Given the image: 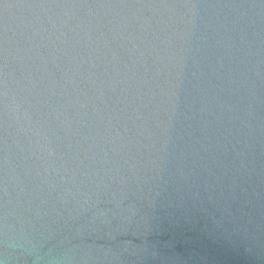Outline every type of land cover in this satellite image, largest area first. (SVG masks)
<instances>
[{
	"label": "water",
	"instance_id": "water-1",
	"mask_svg": "<svg viewBox=\"0 0 264 264\" xmlns=\"http://www.w3.org/2000/svg\"><path fill=\"white\" fill-rule=\"evenodd\" d=\"M0 264H264V0H0Z\"/></svg>",
	"mask_w": 264,
	"mask_h": 264
}]
</instances>
